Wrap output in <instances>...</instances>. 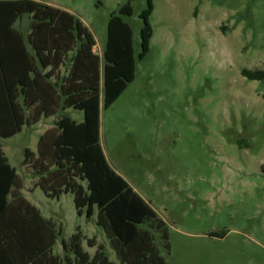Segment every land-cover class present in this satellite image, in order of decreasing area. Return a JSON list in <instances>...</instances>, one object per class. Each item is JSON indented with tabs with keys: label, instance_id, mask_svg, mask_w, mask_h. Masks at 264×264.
I'll return each mask as SVG.
<instances>
[{
	"label": "rangeland",
	"instance_id": "1",
	"mask_svg": "<svg viewBox=\"0 0 264 264\" xmlns=\"http://www.w3.org/2000/svg\"><path fill=\"white\" fill-rule=\"evenodd\" d=\"M37 1L87 26L101 66L118 14L136 57L134 79L101 103L99 117L102 151L128 187L90 217L77 214L71 193L47 197L22 164L24 148L36 150L39 131L62 110L48 125L0 137L19 192L62 230L52 252L65 264H264V81L241 73L264 70V0H152L142 59L147 0H131L130 15L119 12L127 0ZM65 114L83 119L81 110Z\"/></svg>",
	"mask_w": 264,
	"mask_h": 264
},
{
	"label": "trees",
	"instance_id": "2",
	"mask_svg": "<svg viewBox=\"0 0 264 264\" xmlns=\"http://www.w3.org/2000/svg\"><path fill=\"white\" fill-rule=\"evenodd\" d=\"M152 10V0H147L139 13L138 59L149 50ZM119 12L130 15L131 0ZM24 14L30 18L26 34L19 27ZM94 45L87 26L66 9L37 0H0V137H11L23 125L62 110L54 127L38 137L36 150L24 148L22 164L32 167L36 186L47 197L71 193L77 214L87 217L128 187L102 151L99 117L101 103L110 105L134 79L136 68L131 26L118 14L111 13L108 21L101 72ZM68 51L73 52L70 58ZM65 59L71 63L62 74L59 65ZM241 73L264 81V70L243 68ZM66 108L81 110L82 121L65 114ZM20 188L16 168L0 147V264H65L52 252L61 228Z\"/></svg>",
	"mask_w": 264,
	"mask_h": 264
},
{
	"label": "crops",
	"instance_id": "3",
	"mask_svg": "<svg viewBox=\"0 0 264 264\" xmlns=\"http://www.w3.org/2000/svg\"><path fill=\"white\" fill-rule=\"evenodd\" d=\"M21 31H22L23 33H25V34L28 32L27 30H25V31H24V30H21ZM29 50H31V49H29ZM92 50H93V52H95V53L97 54V52H96V50H95V45H94V47H93ZM24 51H26V50H24ZM72 53H73V52L68 51V53H67V54H68V58H70V56H71ZM97 55H98V54H97ZM70 63H71L70 61H68L67 59H65V60H64V64L59 65L60 71H61L62 68H64V69L66 70V68L69 67ZM49 67H50V66H47V67H46V70L49 69ZM101 71H102V66L100 65V72H101ZM66 109H67V108H66ZM66 109H65V110H66ZM65 110H64V112H65ZM29 111H30V110L27 109V110H26V114H29ZM54 115H55V114L50 115V116H48V117H43V116H42V117H40V119H39L35 124H38V125H39V124L43 123V125H48V120H49V119H52V117H54ZM60 115H61V114H60ZM43 119H44V120H43ZM54 123H55V122H54ZM45 127H47V126H45ZM53 127H54V124L51 125V126L49 125L47 128H43V129H41V130L39 131L40 135L43 134V133H44L45 131H47L48 129H52ZM33 151H35V150L33 149ZM17 174H18V173H17ZM21 193H22V192H21Z\"/></svg>",
	"mask_w": 264,
	"mask_h": 264
}]
</instances>
